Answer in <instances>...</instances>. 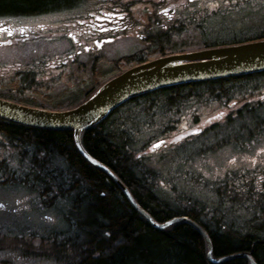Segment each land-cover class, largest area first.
I'll return each instance as SVG.
<instances>
[{"label":"flooded vegetation","instance_id":"flooded-vegetation-1","mask_svg":"<svg viewBox=\"0 0 264 264\" xmlns=\"http://www.w3.org/2000/svg\"><path fill=\"white\" fill-rule=\"evenodd\" d=\"M260 40L264 0H72L33 15L0 16V98L26 106L72 101L146 61ZM232 77L238 79L225 87L175 85L135 97L134 143L141 132L152 131L139 160L165 146L170 154L175 149L198 154L239 147L257 137L264 130V71L220 79ZM53 89L63 95L50 98L46 94ZM163 89L170 90L168 103L154 94ZM130 109L113 117H125ZM57 161L53 163L60 166ZM17 176L21 174L14 176L16 181L1 179L0 190L23 187L28 205L41 212L57 208L64 220L63 182L43 185L29 167L21 177L27 181H17ZM64 232H7L0 225V264H17L25 256L64 264Z\"/></svg>","mask_w":264,"mask_h":264},{"label":"trees","instance_id":"trees-1","mask_svg":"<svg viewBox=\"0 0 264 264\" xmlns=\"http://www.w3.org/2000/svg\"><path fill=\"white\" fill-rule=\"evenodd\" d=\"M71 1L0 0V16L33 15ZM236 79L177 87H211L214 83L225 87V83ZM169 92L163 89L154 94L161 97V102L168 103ZM87 96L67 102L68 108ZM137 101V98L127 101L101 122L84 130L80 136L84 150L119 178L138 206L156 223L185 216L207 233L213 259L249 253L255 264H264V170L246 173L249 175L244 177L231 175L213 188L211 203L187 198L181 209L174 211L154 193L151 176L155 171L142 170L135 158L140 148L134 146L137 124L131 123H135ZM126 107L131 109L125 117H113ZM52 159L58 160L60 166ZM28 167L43 185L68 183L63 185L65 197L70 199L65 219L72 229L68 232L70 235L64 232V264L70 261L73 262L70 264H249L243 257L211 263L206 257L204 239L187 222H176L162 230L153 227L106 172L80 155L72 131L26 127L0 118V181L4 178L16 181L14 176L19 172L24 175ZM46 191L49 193L51 189ZM80 199L86 200V205L79 209L82 220L72 223ZM47 241L59 250L53 237Z\"/></svg>","mask_w":264,"mask_h":264},{"label":"water","instance_id":"water-1","mask_svg":"<svg viewBox=\"0 0 264 264\" xmlns=\"http://www.w3.org/2000/svg\"><path fill=\"white\" fill-rule=\"evenodd\" d=\"M264 70V40L240 45L216 48L192 54H179L157 58L111 78L101 85L87 100L65 111H47L22 106L0 99V117L23 125L48 130H69L74 144L84 159L105 171L120 187L128 201L156 229H164L176 222H189L203 236L206 256L211 263H219L235 257H247L236 253L217 259L211 257V245L206 233L193 221L175 217L165 223L154 222L139 208L129 191L104 165L90 157L80 143L82 130L102 121L113 109L130 98L159 88L189 82L214 80ZM252 261V260H250Z\"/></svg>","mask_w":264,"mask_h":264},{"label":"rangeland","instance_id":"rangeland-1","mask_svg":"<svg viewBox=\"0 0 264 264\" xmlns=\"http://www.w3.org/2000/svg\"><path fill=\"white\" fill-rule=\"evenodd\" d=\"M60 93L59 89H53V91H48L46 95L50 98H57L63 95ZM82 97L83 94L74 97L73 101ZM46 98L47 96L43 97V99ZM61 100L64 101L63 105L69 102V99L66 98ZM54 103L62 102L59 99H54ZM28 106L54 111L66 108L55 106L53 103L28 104ZM151 134L152 131L141 132L134 146L140 148L145 145L151 139ZM149 158H147L149 159L147 162H144L145 159L140 160V166L147 170L154 168L155 172L151 177V185H155L154 193L166 201L174 211L180 210L187 198L191 201L196 199L204 204L211 203L213 188L219 186V183L229 176L242 175L244 177V175H249L246 173L252 174L253 171L264 170V130L250 142L242 141L239 147H225L214 152L198 154L175 149L170 154L168 146H165L157 152L151 153ZM57 164L60 162L57 161ZM19 174L21 173L19 172ZM21 177L24 175L21 174ZM21 177L17 176V181H20ZM171 181L172 183H170ZM63 185H68V183ZM27 196L28 193L23 187L0 190V203L5 205L4 210L0 209V225L7 232L13 229L26 228L30 232L44 235L67 229V224L64 220L62 221L63 216L59 209L48 208L41 212L40 209L27 204L24 200ZM85 205L86 200H78L71 219L72 223L74 221L75 223L81 222L79 209L81 210V207ZM76 209H78L77 212ZM77 230V236L80 237L81 232L79 229ZM18 243L21 242L18 241ZM31 252L34 253V250ZM19 260L23 262L22 264H55L51 261L27 258V256L18 258L17 264H19ZM70 263L73 262L70 261L65 264Z\"/></svg>","mask_w":264,"mask_h":264},{"label":"bare ground","instance_id":"bare-ground-1","mask_svg":"<svg viewBox=\"0 0 264 264\" xmlns=\"http://www.w3.org/2000/svg\"><path fill=\"white\" fill-rule=\"evenodd\" d=\"M195 53H198V52H195ZM188 54H192V53H188ZM182 55V54H181ZM184 55V54H183ZM171 56V55H170ZM166 57V56H165ZM155 60V59H154ZM236 76V75H234ZM18 133V132H17ZM149 141V140H148ZM184 156V155H183ZM97 168V167H96ZM146 171V170H145ZM142 173V172H141ZM152 177V176H151ZM5 179V178H4ZM24 183V182H23ZM260 222V221H259Z\"/></svg>","mask_w":264,"mask_h":264}]
</instances>
